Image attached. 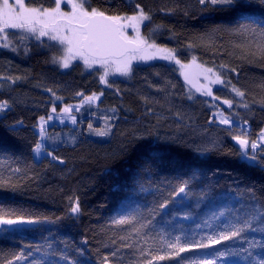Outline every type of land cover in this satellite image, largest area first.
I'll list each match as a JSON object with an SVG mask.
<instances>
[{"label":"trees","instance_id":"16d2710c","mask_svg":"<svg viewBox=\"0 0 264 264\" xmlns=\"http://www.w3.org/2000/svg\"><path fill=\"white\" fill-rule=\"evenodd\" d=\"M252 2L246 15L259 16L264 6ZM90 3L108 15H133L135 4H140L151 16L143 26L149 41L174 49L181 63L190 64L195 57L223 71L224 87L214 89L211 96L193 98L176 65L158 62L135 66L129 80H108L110 86L104 88L101 70L87 72L79 62L67 71L57 68L53 41L15 40L9 48L0 46V102L8 101V109L0 111V178H10L17 185L15 191L0 188V207L40 220L0 229V264L8 260L13 264H103L105 256L112 264H141L151 257L141 256L140 249L155 252L161 236L199 239L243 215L252 196L264 201V165L243 160L242 149L233 139L246 136L252 142L264 130V63L237 58L239 50L233 43L242 38L229 29L238 26L239 14L229 6L199 0ZM41 4L49 7L51 0H33V6ZM233 85L245 92L243 98L232 91ZM101 92V102L84 113L76 126L48 130L51 157L36 161L39 118L47 117L53 107L61 111L64 105ZM224 100L233 101L224 111L248 125L246 135L237 126L216 123L213 106ZM103 121L111 126L108 138L91 137L88 125L93 122V128L98 127ZM262 148L250 154L264 160ZM17 168L19 172L14 171ZM184 180L189 182L188 194L175 197L140 235L130 225L113 223L137 214L152 218L149 209ZM77 199L81 211L73 214L70 208ZM247 235L264 243V232ZM121 236L129 238L121 240ZM129 243L132 248L120 247ZM227 246L239 247L240 242L227 241L214 249L181 255L214 259L212 253ZM118 248V255L112 257ZM253 251L254 255L264 253L261 248ZM20 252L27 259L15 260ZM251 261V257H227L217 264Z\"/></svg>","mask_w":264,"mask_h":264},{"label":"snow or ice","instance_id":"6c2138e0","mask_svg":"<svg viewBox=\"0 0 264 264\" xmlns=\"http://www.w3.org/2000/svg\"><path fill=\"white\" fill-rule=\"evenodd\" d=\"M201 4L211 3L212 5H226L239 14L238 26L229 31L242 40L239 43L234 42L233 48L239 50L237 58L252 63L259 61L264 63V9L260 11L259 16L246 15L253 8L252 0H199ZM256 4L264 6V0H255ZM68 10H65V9ZM135 14L133 15H108L99 8L92 7L90 0H51V6L45 7L42 4L33 6V0H0V45L4 48L11 47L9 40L10 31L13 34L23 33L22 39H26L31 35L40 41L43 37H47L49 41L56 42L62 46L63 54L54 57V62L59 63L63 68L70 67L73 60L80 59L87 68H93L99 65L104 69L100 81L107 84L109 73H119L128 76L132 72V62L135 60H151L159 57L160 59L174 61L179 64L182 69H187L191 65L182 64L177 58L175 50L170 48H162L154 42H149L148 38L141 34V26L145 21H151V16L145 12L140 4H135ZM131 29L134 35L128 34ZM191 47V45H189ZM13 51L16 49L13 48ZM196 58L193 57L192 63L195 64ZM197 67H202L197 65ZM221 67H226L222 65ZM205 79L210 83L224 84L218 72H213L212 68H203ZM236 72V69H231ZM211 73L212 76L207 75ZM214 77V78H213ZM185 80L192 83L187 72L184 73ZM8 79H11L10 77ZM15 83V81H12ZM110 86V85H109ZM51 91V89H49ZM197 91H203L204 95L211 96L212 90L206 85L197 87ZM232 91L237 96L243 98L245 92L239 88L232 86ZM55 95V93H53ZM78 95L83 96L82 93ZM100 95H103L101 92ZM60 99V97H57ZM88 103L99 100V96L93 93L90 96L83 97ZM219 99V97H215ZM224 104L232 107V100H224ZM8 107V101L0 102V111ZM243 107L248 108L249 105L244 104ZM73 110L72 105H65L63 113L70 114ZM115 111V110H113ZM52 112L56 113V108H52ZM53 119L52 116L48 117ZM75 123V116L71 117ZM108 120V117H105ZM40 138H46V129L44 125L47 123L45 118H39ZM221 124H232L228 117L221 115L219 120ZM247 123V121H244ZM89 130L95 131L98 136H108L111 132V126L106 124L104 129H93L91 124L88 125ZM241 146V156L243 160L249 162H258L264 165V160H258L257 155L250 154V150L255 152L258 147L264 145V130H261L257 140L250 142L245 136H234ZM43 144L36 143L34 151L39 154L43 151ZM264 151V148H262ZM51 155V153H49ZM53 159L59 157L53 156ZM19 172L20 169H14ZM0 188H11L13 191L17 185L12 183L11 179L0 178ZM189 191V182L181 181L179 185L168 193L167 197L158 201L154 207L149 209V215L152 218L142 217V214L132 216H122L115 219L114 224L118 226L130 225L132 232L140 235L144 230L153 225L156 215L162 210L168 209L175 197L181 194L187 195ZM249 189V193H251ZM71 213H80V205L78 199L70 208ZM187 219V215L184 216ZM47 219V218H45ZM38 218L25 215H17L14 210H6L0 207V229L4 226L12 227L18 225H32L39 223ZM207 223V222H206ZM260 225L257 227V225ZM211 227V224L208 225ZM5 231L7 229H4ZM264 232V201L255 196L251 197L248 210L243 215H237L233 221H229L218 225L211 234L200 235L199 239L195 237H185L177 235L172 239H164L160 237V247L151 248L145 251L140 249L141 256L151 257L145 259L141 264H154V261H176L177 264H217V260L227 257H241L244 260L252 258L250 264H264V253L254 255V249H264V243L256 240L254 237L249 238L248 232ZM129 237L121 236V240H127ZM227 241H239L240 246H227L217 249L212 253L214 259H185L182 253H191L197 250L214 249L217 245H223ZM145 242H147L145 240ZM246 245V246H245ZM51 245H49L50 247ZM132 244H122L121 248H132ZM39 250V249H37ZM120 249L111 253L112 257H116ZM246 254V255H245ZM30 255V253H29ZM15 260L27 259L23 252L14 257ZM67 260L68 257L64 256ZM7 264H13V260H8ZM103 264H112L108 256L103 258Z\"/></svg>","mask_w":264,"mask_h":264},{"label":"rangeland","instance_id":"374dc122","mask_svg":"<svg viewBox=\"0 0 264 264\" xmlns=\"http://www.w3.org/2000/svg\"><path fill=\"white\" fill-rule=\"evenodd\" d=\"M65 10H68V9L66 8ZM145 24H146V21L141 26V34L143 36H144V34H143V26ZM128 34L130 36L131 35H134V33H133V31L131 29H128ZM23 35H24L23 33H19L18 31H17L16 34H13L10 31V33H9V40L11 41V45L15 42V40L25 42L26 40L31 39V40H34V41H38L34 37H32L31 35H28L26 39H22L21 37ZM46 40H48V38L47 37H43L38 42H43V41H46ZM149 42H154V41H149ZM2 44H3V41H0V45H2ZM56 45H57L56 47H57L58 52H57V55L55 57H59V56H61L63 54V48H62V46H60L58 44H56ZM156 45H158V44H156ZM158 46H160V45H158ZM160 47H162V46H160ZM162 48H165V47H162ZM77 62L83 64V61L82 60L76 59V60H73L71 62L70 67L63 68L59 63H56L53 60V64L57 68H59L60 70H62V71H67V70L71 69V67L74 64H76ZM158 62L169 63V64L176 65V67L178 68L179 74H180L181 78L183 79V82L185 83V85L187 86L188 91L190 92L189 94L193 98H197V97H200V96L201 97H207V95H204L203 94V91H197V87H199L200 85H206L207 87L211 88L212 91L214 89L224 87V84L210 83L208 80H206L205 79V74L203 73L202 69L203 68H210V67H207L206 65L201 64V63H199L197 61H195V64H193V63L187 64V65H191V67H189L187 69H182L180 67V65L179 64H176L174 61L160 59L159 57H157L155 59H151V60H135V61L132 62V71H133V68L135 66H144V65L158 63ZM182 64H184V63H182ZM197 65H200L202 67H197ZM85 69H86L87 72H92L94 70H101L102 71L101 75H103V73H104V69L102 67H100L99 65H96L93 68H87L85 66ZM185 72L188 73L189 78L192 80V83L191 84L188 83L187 80H185V78H184V73ZM213 72H218L221 75L222 79L224 80V73H223V71L213 69ZM131 74H132V72H131ZM131 74L128 75V76H123V75H120L119 73H109V75L107 77V80H124V81H126V80H129L130 79ZM207 75L212 76L211 73H208ZM0 86H2V84H0ZM101 86L104 87V88H107L109 86V84L108 83L105 84V83H102L101 82ZM95 94L97 96H99V100H97V101H95V102H93L91 104L88 103V102H86L84 99H82L78 103H72V104H70V105L73 106V110H72V112L70 114L63 113V109L61 111H57L56 110V113H53L52 110H51L50 114L47 117H44L45 120L47 121V123L44 125V127L46 129V138L44 140H41V138H40V141H39V143H42L43 146H44L43 151L41 153H39V154H37L34 151V158H35L36 161H40L45 156H50L51 157V155H49V152H47V148L50 147V145L53 142H51L49 140L48 130L49 129H52V128H55V127H62V126H66V125L76 126L79 118L82 117L84 115V113H86L89 109L93 108L94 106H97L101 102V100L103 98V95H100L101 93H95ZM88 96H90V95H88ZM64 107H65V105H64ZM213 107L216 108V110H215V112L213 114V117H214V119H215V121H216V123L218 125L226 126V127L237 126V127L240 128V130H241V132H243V134L246 135L248 133L249 127H248L247 124H243V123L235 120L233 117H230L229 115H227L225 113L224 109H229L228 105L224 104L223 102H218L217 104L215 103ZM7 109H8V107L5 110H7ZM5 110H3V111H5ZM221 115L224 116V117H228L232 121V124L229 125V124H221V123H219V120L221 119ZM49 116H52L53 119L49 120L48 119ZM72 116H75V118H76L75 119V123H73V121L71 119ZM92 123H91V125L93 126L94 123L93 124ZM106 124L109 125V122L103 121L101 124H99L98 127H94L93 129H104ZM37 132H38V134L40 133L39 124H38V128H37ZM90 135H92L91 137H94V138H97V139H100V140H106L110 134L108 136H98L95 133V131H93V132H90ZM262 146H264V145H262ZM261 147H258L255 151L259 150ZM20 226H24V225H18V226H12V227H20Z\"/></svg>","mask_w":264,"mask_h":264},{"label":"water","instance_id":"95a60500","mask_svg":"<svg viewBox=\"0 0 264 264\" xmlns=\"http://www.w3.org/2000/svg\"><path fill=\"white\" fill-rule=\"evenodd\" d=\"M234 144L239 146L241 148V146L239 145L238 141L237 140H234Z\"/></svg>","mask_w":264,"mask_h":264}]
</instances>
